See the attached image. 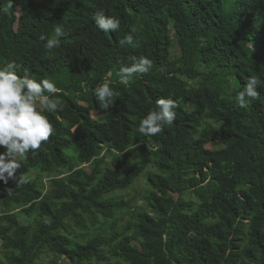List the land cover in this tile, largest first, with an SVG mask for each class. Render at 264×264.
<instances>
[{"label":"trees","instance_id":"16d2710c","mask_svg":"<svg viewBox=\"0 0 264 264\" xmlns=\"http://www.w3.org/2000/svg\"><path fill=\"white\" fill-rule=\"evenodd\" d=\"M97 13L120 27L99 30ZM57 23L64 36L48 50L40 37ZM141 56L150 70L121 83ZM7 62L54 81L62 103L44 113L49 140L21 158L36 176L0 181V264H264V0H12L0 11ZM249 77L259 97L241 108ZM105 79L117 93L108 109L93 93ZM160 98L177 103L175 121L144 136ZM142 176L133 207L117 193Z\"/></svg>","mask_w":264,"mask_h":264},{"label":"clouds","instance_id":"9594fccd","mask_svg":"<svg viewBox=\"0 0 264 264\" xmlns=\"http://www.w3.org/2000/svg\"><path fill=\"white\" fill-rule=\"evenodd\" d=\"M11 7L12 0H9L8 7L0 11L7 13ZM93 19L97 28L106 34L115 32L120 27L119 19L106 17L103 13H97ZM63 36L64 30L57 23L51 38L42 35L40 39L46 40L45 48L52 50L59 46ZM132 44L131 34L119 41L121 47ZM151 67L152 61L149 58H134L131 66L120 68L121 83H129L134 74L147 73ZM32 76L29 69L15 62L0 66V147L5 150L0 153V181L5 184L9 179L15 178L17 169L21 167L20 159L26 158L29 151L35 154V150L49 140L54 128L44 113L57 111L62 103L59 98H52V94L60 91L54 81L49 78L37 81ZM110 84L111 81L105 79L93 89L94 96L103 109L113 106V97L117 95ZM258 85L259 81L255 77L248 78L243 90L235 97L239 107H247V98L259 97L256 90ZM155 104L157 110L150 111L140 120L138 131L144 136H155L161 133L166 125L175 121V100L160 98ZM19 182H22V176Z\"/></svg>","mask_w":264,"mask_h":264},{"label":"rangeland","instance_id":"374dc122","mask_svg":"<svg viewBox=\"0 0 264 264\" xmlns=\"http://www.w3.org/2000/svg\"><path fill=\"white\" fill-rule=\"evenodd\" d=\"M175 47L177 48L178 46L175 44ZM248 50L246 48H242L241 51H240V55L242 57H245V55L247 54ZM93 117L99 121H103L104 120V116L100 115V114H97V113H94L93 114ZM208 147H219V144L217 141L215 140H211L209 143H208ZM141 159V156H136L134 157L130 164L128 165L127 168L131 167L132 165H134L135 163H137L139 160ZM20 163H21V167L19 168L20 171H22V174L24 177H35L36 176V173L30 169H26L25 168V165L23 163V161L20 159ZM45 177V176H44ZM46 179V182H47V187L50 188V181H49V178L45 177ZM147 188L146 186V177L145 176H142L141 179L135 184L132 186L131 189H128V190H122V191H119L117 193L118 196L120 197H125V198H131L133 199V203H132V206L133 207H141V206H144V202H143V199H142V196L144 195L145 193V189ZM159 193L161 195H166L168 193H170V187L168 185V182L166 181L165 178H163L161 180V186L159 188ZM83 237H85L84 239H86V235L83 233L82 235ZM52 257L50 256H42L40 258V263L41 264H47L48 262H52ZM63 261H65L64 259H62ZM59 262H62V261H59Z\"/></svg>","mask_w":264,"mask_h":264}]
</instances>
